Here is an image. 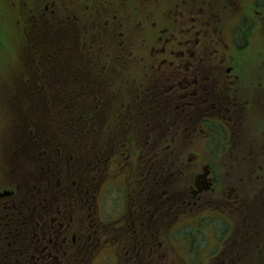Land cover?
I'll return each mask as SVG.
<instances>
[{
  "label": "flooded vegetation",
  "instance_id": "1",
  "mask_svg": "<svg viewBox=\"0 0 264 264\" xmlns=\"http://www.w3.org/2000/svg\"><path fill=\"white\" fill-rule=\"evenodd\" d=\"M155 3L110 2L121 14L140 12L142 21L135 25L145 21L148 29L139 42L131 36L119 40L118 56L152 43L147 58L131 54L136 65H146L151 72L135 94L131 140L209 143L208 152L216 159L207 177L210 188L203 191L184 177L198 155L192 153L187 163L179 155L174 157L180 171L177 183L157 181L166 177L151 167L154 159H143L147 167L142 176L126 183L127 192L118 199L119 216L100 226L101 239L114 245L112 254L124 263L170 264L169 253L157 247L155 240L166 229L170 234L172 223L180 221L212 217L224 223L222 237L264 236V81L259 78L264 61L255 53L256 36H264L258 20L264 14V0L195 3L188 14L192 23L178 27L179 9L173 20L169 9L158 17L155 9L162 6ZM113 26L123 29L124 22L114 20ZM160 77L162 83H158ZM154 148L151 153L158 156ZM179 153L190 156L187 151ZM202 181L203 185L206 179Z\"/></svg>",
  "mask_w": 264,
  "mask_h": 264
},
{
  "label": "rangeland",
  "instance_id": "2",
  "mask_svg": "<svg viewBox=\"0 0 264 264\" xmlns=\"http://www.w3.org/2000/svg\"><path fill=\"white\" fill-rule=\"evenodd\" d=\"M105 0H0V161L3 162L1 169L5 172V180L2 184H14L17 182V176H16V170L19 169V172L17 175H23L26 177V180L28 183H31L30 181L33 180V182H38L40 184V190L36 191V194L38 196V201L34 204L32 203H26L28 206H31L32 208H28L29 212H34L36 215H33L30 218L29 225L24 224V222L21 220L16 221L18 219H15L10 224L9 228L11 230H16L17 227L21 228L24 232V236L26 237V240L24 241V245H31L32 241L28 237V230L32 231L33 229L36 231H42L43 228V219L42 215H49L50 209L46 208L45 204H42V199L45 195H47L46 192L43 193L44 189L51 190L52 194L55 195L57 189L50 187V185L47 182H43L41 178L39 177L38 181L35 177L37 170L34 168L29 167V165L34 166V164L28 162V160H25L24 157H20L19 155L16 156V153L20 152L21 155L27 154L28 151L31 152V155H33L38 146L34 145L32 143V139L29 138L27 135H34L37 137V140L40 144H42V152H40V157L44 159V161H50L53 164H57L59 160H64L67 157V151H65L63 148L60 147V145L55 144L53 142L52 137H42L43 135L48 134L49 127H50V121H54L56 126L58 127L57 130H61L62 132L66 134H72L75 133L74 128V122L70 121L71 124L69 127H65L62 124V119L64 118V115L67 112V106L65 104H68L72 106L75 104L76 98L78 95H71L67 101H65L66 97L64 95H61L58 99H53V96H58L61 94V90H66V82H70L71 78H61L63 77L65 70L67 69L63 63L61 67L56 68L54 67V71L50 72L48 74L50 75H57L58 77L53 76H45L43 74H40L37 79V72L35 74L33 71L28 70L29 66H18L20 77H22L27 83L30 84L31 92L29 93V103L32 105V110H28L25 112L26 103L22 104V107L24 108L21 110V113L14 109L13 106L16 107V105L13 103L12 99H9V90H11V86L13 87L14 82L12 81V85L10 84V81L8 80L10 78V73L14 74L12 69L10 68L9 73V66L3 65L4 59H13L14 55L11 54V52H16L20 50L21 48H24L25 56L20 54V58L24 61V63L31 61V63L37 62L39 64V68H42V71H44L45 63L48 59H53L51 57H48L44 54H40L42 51V46L39 41L48 39L50 42H55V48L57 41L63 45L64 53H67L71 56L70 52L72 49H69L70 47L78 48V46H75L72 44L71 41H67L69 38V35L73 32L72 26L75 22L80 21L82 24V29L75 31V37H77L75 40L80 42H85L88 40V35L84 33L86 30L84 28V23L86 20H84V15L88 11V7L91 10V15L89 22L93 24V27L98 28L97 25L101 23V19H96L97 17L95 14H97L98 7L104 2ZM115 2H118V0H114ZM155 4H160L162 7L157 6V9H155V16L161 17L166 10L169 9V16L170 19L173 20L176 17H174L175 12L177 9H179L180 18L179 21L176 22V26L185 25L186 23H192L190 20V17L188 16L189 13H191V5L195 3H201L203 6L207 3L215 2V0H155ZM66 3H70L69 5H72L74 7L73 13L69 17H65L61 14V8ZM88 6V7H87ZM182 8V9H180ZM221 13V12H219ZM41 16H45V25L38 23V19ZM253 16V15H252ZM105 19V18H104ZM258 20L260 23V26H264V14L258 15ZM28 23H31L35 26V28L28 27L24 30L25 25ZM57 23H60V31L58 28ZM180 23V24H179ZM38 26V27H37ZM148 31V29H147ZM147 33V32H146ZM147 35V34H146ZM91 39L95 40H101V37L98 35H90ZM65 39V41H59L60 39ZM257 44L255 47L256 54L259 59L264 61V36L259 37L256 36ZM23 43V44H22ZM22 44V45H21ZM67 44V45H66ZM24 45V46H23ZM82 49L85 53V56H92L95 64V71L100 72V77H104V75L108 74V72H113L115 69L113 67L112 61H104L103 57H106L109 55L111 51L106 55L104 54L102 48H96L95 52H90L89 46H82ZM254 54V53H253ZM70 62V61H69ZM251 63L254 64L252 61ZM68 66V62H66ZM69 66H71L69 64ZM7 69V71H6ZM140 69V78L146 79L145 67H141ZM28 70V71H27ZM60 71V74L59 72ZM30 72V73H28ZM31 75V76H30ZM60 75V77H59ZM112 75V74H111ZM244 75V74H243ZM247 77L253 78L252 74L246 73ZM264 75V74H263ZM263 75L259 78H261L264 81ZM34 77V78H33ZM139 77V76H138ZM58 85L53 86V83L55 79H58ZM124 83L126 80H123ZM75 82V90H80L79 87L76 85L79 82ZM81 82V81H80ZM66 83V85H65ZM158 83H162V77L158 78ZM102 84V82H101ZM105 84V88H108L109 85ZM83 85V84H82ZM49 86V87H48ZM92 88L98 90L100 88V83H96L94 85H91ZM47 88V89H46ZM55 89V90H54ZM85 90V89H84ZM91 90V89H86ZM106 90V89H103ZM14 91V90H11ZM52 92V95L50 94ZM126 90H123L121 94L126 95ZM9 99L5 101V99ZM109 95H106L101 98H97V94L91 93L89 96H84V101H78V104H85V112L84 117H88L91 110L95 108V105L97 102L102 103L104 101H109ZM114 101H117L119 103V106H125V104L118 99L113 98ZM44 109V111H42ZM46 120V126L39 125V119H41V122L43 120ZM112 119H109L107 122V127L109 128L110 122ZM19 123L22 125L20 126ZM99 125V119L94 121L91 126L85 125L89 129H93L94 126ZM43 131V132H42ZM31 132V134H30ZM41 132V133H40ZM55 133V132H52ZM39 135V136H38ZM89 135V134H88ZM40 137H42L40 139ZM85 137V135H84ZM52 142V143H50ZM83 142L81 145H83ZM190 146L188 147L187 144L184 143H171L168 145H162L164 149L158 154V157L162 153L169 152L171 155H179L181 156L179 152L181 151H189L190 156H192L191 153H194L198 155V158L193 159L190 166L193 170L196 169V172H199L200 168L202 169L203 164L208 162V159H211V161L215 160L216 158H213L212 154H210L208 151H204L201 148V145L196 142H189ZM180 145V150L177 151ZM19 146L22 147V149H19ZM176 146V147H175ZM59 148L62 149L61 155H59ZM45 149V151H44ZM175 157V156H174ZM58 158V159H56ZM197 160V161H195ZM172 164V163H171ZM202 164V166H201ZM53 167V166H52ZM171 169L168 166L164 169H159L161 176H165L168 178V181H162V182H171L173 181L172 172ZM165 170V172L163 171ZM51 173L54 174L53 168H51ZM61 171V170H60ZM59 171V172H60ZM58 172V173H59ZM187 174L189 171H187ZM15 173V174H14ZM41 173V171H40ZM39 173V174H40ZM58 173H55L56 176ZM171 173V174H170ZM38 174V175H39ZM197 174V173H196ZM3 176V175H2ZM16 176V177H15ZM152 176V173H151ZM163 178L159 179L162 180ZM165 179V178H164ZM3 181V179H2ZM45 184V185H44ZM57 196V195H56ZM67 199V198H66ZM55 205H58V202H54ZM36 207V210H35ZM40 207V208H39ZM62 211V214H66L68 216H71L70 213L76 214V215H82L84 211L87 212V209L84 207H81L80 202L76 204V208L70 212L68 207L66 205L61 206L58 210L57 214H59ZM87 220H83L82 223H84ZM41 222V226H38L37 223ZM36 225L35 227L29 228V226ZM217 229V234L221 231L222 225L220 223L215 224ZM0 231L2 229L0 228ZM7 231V230H6ZM19 233L16 232H8L7 236L4 238L3 236V242L6 243V247L3 251V254L0 255V260L5 261V264H10L9 261L12 259L13 256L19 257L21 260L17 262V259L14 264H37L35 260L32 259V257L28 254H23L21 251H17L16 249L8 248L15 247L17 245V238ZM161 239L159 240V242ZM184 243L186 246L190 245L189 249L191 253H197L199 255V258L196 261V264H200L201 258L203 261L206 259L205 252L208 250L212 254H215L217 250H221L218 246L221 244V239H217V244L214 246V242L212 238L204 239L201 236H181V240L178 238L172 239V246L173 247H179L181 246V243ZM192 244H194V247H192ZM77 247V246H76ZM164 248V247H163ZM165 249V248H164ZM35 250V249H34ZM36 252H40V250H35ZM83 253V250L81 251ZM171 252V251H170ZM102 253H98L96 255V258L94 260V264H102L100 261V256ZM188 263L192 264L193 261L189 257H187ZM256 261L257 264H262L258 256L253 255L252 256V262Z\"/></svg>",
  "mask_w": 264,
  "mask_h": 264
},
{
  "label": "trees",
  "instance_id": "3",
  "mask_svg": "<svg viewBox=\"0 0 264 264\" xmlns=\"http://www.w3.org/2000/svg\"><path fill=\"white\" fill-rule=\"evenodd\" d=\"M72 56L76 62V65L73 67V72L75 74L83 71L82 64H85L87 67V74L95 72V61L91 60L89 57L82 56L81 52L74 53ZM88 60H90V62H88ZM81 143L82 141L78 140L71 142L69 145V154L64 160H59L54 166L48 164V161L45 160V164L42 166L43 169H41L39 177H42L44 179L43 181H46L50 187L57 189L55 195L52 194L51 190L44 189L43 193L46 192L47 195L42 199V204H45L46 208H49L51 213L49 215H42L43 223L47 222V225L53 228V231L59 229L60 232H66L71 225V221L66 220V218L68 219L70 217L68 215H66V217L57 216L55 220L52 221V218L57 214L61 206L66 205L71 212L76 208L78 202L87 200L86 196L95 195L98 191L99 181H101V175H98V170H104L107 153L104 149L100 152L97 148L94 152L92 151L90 155H86L87 150H85V147L87 143H84V145H81ZM51 168H53L54 174L51 173ZM55 173H58V175L56 176ZM37 176L38 175H36V177ZM23 181L24 176L19 175L16 184H11L12 187H16V192L10 197V207L0 206V228L2 229V231H0V255L3 254L4 248L6 247V243L2 241L3 237L5 238L8 232L19 233L16 241L22 238L24 231L21 228L17 227L15 231L9 228L12 221L18 219L16 221L21 220L24 224L29 225L30 218L36 215L34 212L28 211V208L31 209L32 207L28 206L26 203L34 204L38 201L36 191L40 190V184H37L36 187H32L27 194ZM30 182L37 183L36 181L33 182V180ZM54 202H58V205L54 206ZM59 212L62 214V211ZM93 221V223H96L94 219ZM37 224L41 226V222ZM56 225L58 229H56ZM32 227L36 228V225L29 226V228ZM42 228L43 230L41 232H43L44 235H39L38 231L34 229L32 231L28 230V234L32 236L34 240L31 250H40L41 262L39 261V264H56L57 262L62 264L61 260H63V263L66 262L64 259L71 260L73 264H90L92 250H86V253H82L80 249L72 243L66 242L64 244H59V247H62L61 251L64 254L63 257L60 250L59 252L55 251L54 243H47L51 238L55 237H50L45 233L48 232L49 229L44 227V225ZM88 242L90 243V241ZM231 242L230 248L224 251L225 255L235 249L234 246H236L237 243L234 242V238H232ZM52 253L57 254L59 259L54 261ZM3 263L4 261L0 260V264Z\"/></svg>",
  "mask_w": 264,
  "mask_h": 264
}]
</instances>
